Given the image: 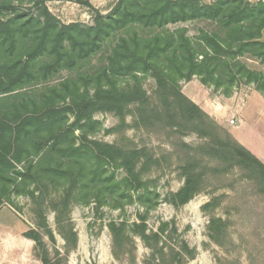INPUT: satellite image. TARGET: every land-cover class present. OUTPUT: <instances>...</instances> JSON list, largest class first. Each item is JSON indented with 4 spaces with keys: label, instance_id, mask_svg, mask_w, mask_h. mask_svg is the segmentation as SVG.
<instances>
[{
    "label": "trees",
    "instance_id": "1",
    "mask_svg": "<svg viewBox=\"0 0 264 264\" xmlns=\"http://www.w3.org/2000/svg\"><path fill=\"white\" fill-rule=\"evenodd\" d=\"M50 1L0 0V207L5 195L24 194L33 185L26 195L39 208L49 201L66 242V258L56 248L52 255L45 242L46 236L56 245L44 210L38 211L35 228L22 236L34 242L42 264H69L68 256L79 242L71 218L74 203L96 202L97 209L121 211L138 204L146 214L139 215L138 222L108 224L115 260L138 264V237L150 250L143 264H189L197 250L181 237L174 220L161 221L156 231L147 223V214L161 197L144 176L160 166V159L147 147L128 145L124 136L113 144L90 139L89 134L101 128L93 116L114 113L120 126L111 132L124 131L128 108L136 104V125L147 131L170 130L179 140L186 132L198 134L207 140L199 147L202 155L246 172L264 197V163L180 85L196 76L207 88H224L227 98L237 82L254 85L264 95V73L243 61L264 64V1L118 0L105 16L89 0H60L96 13L94 26L63 24L49 10ZM29 5L36 15L22 7ZM183 23L204 27L195 36L186 27L170 30ZM63 72L68 76L47 85ZM148 76L156 83L154 97L143 88ZM194 161L197 157H190L184 169L183 187L165 199L176 210L204 188L206 174ZM120 168L124 177L117 180L112 170ZM49 186L56 190L52 197ZM207 230L211 241L221 245L227 224L212 217Z\"/></svg>",
    "mask_w": 264,
    "mask_h": 264
},
{
    "label": "rangeland",
    "instance_id": "2",
    "mask_svg": "<svg viewBox=\"0 0 264 264\" xmlns=\"http://www.w3.org/2000/svg\"><path fill=\"white\" fill-rule=\"evenodd\" d=\"M92 6L102 15H109L118 0H89ZM210 4L216 0H202ZM250 3H257L264 0H245ZM51 13L63 24L82 23L94 26L96 13L88 7L71 1L54 0L47 3ZM36 15V10L29 6ZM8 15V14H7ZM177 27H186L190 36H195L204 25L199 23H183L170 27L174 30ZM264 40V38L262 39ZM243 61L255 70L264 73V64L259 60L244 58ZM96 61H93L95 64ZM86 67L84 71H87ZM68 73L63 72L56 80H51L47 85L56 84L60 78L67 77ZM199 80L193 77L190 82L184 80L180 83L182 92L188 93L195 89L194 82ZM59 83V82H58ZM190 83L189 86H187ZM187 86V88H186ZM199 86V85H198ZM41 86L39 87V89ZM143 88L150 97L155 96V80L148 76L143 81ZM209 88V87H208ZM254 85H247L244 82H237L232 87L233 93L251 91ZM203 90V88H200ZM211 95L227 98L222 95L224 88L216 90L209 88ZM187 95V94H185ZM126 114V126L124 131L111 132L120 126L119 118L110 112L95 113L93 118L101 124L100 130L89 134L90 139H96L113 144L116 141L126 139L128 145L147 147L156 158L160 159V166L152 168L144 178L150 184L152 190L157 191L161 202L156 209L147 214V223L151 230L156 231L161 221H175L181 237L188 242L190 247L197 250V256L189 264H264V197L259 195L253 181L243 170L234 167L231 163H224L218 158L202 155L199 147L207 140L193 132L182 134L181 140L170 130L164 132L147 131L135 124L136 104H131ZM71 121L74 118L70 116ZM238 125V122H237ZM237 125L226 123L223 130L227 131L233 139ZM76 135H80L76 131ZM187 145L189 148H186ZM252 149V148H251ZM256 152L257 149H254ZM196 156L200 171L206 175L204 188L188 204L176 210L166 202V197L171 192H177L184 184V169L190 157ZM210 167L216 171H210ZM117 180L124 177V171L114 169ZM34 186H27L24 194L10 193L3 197L0 207V220L5 230H0V264H42L38 259L34 242L23 238L19 231H13L17 225L23 229L35 228L40 210H44L47 216L49 227L54 232L56 245L52 244L45 236L51 254H55V248L64 256L66 242L60 233L59 226L55 220V213L49 208V201L45 205L33 202L26 193ZM49 193L52 197L55 187L49 186ZM216 201V202H215ZM213 205L205 210L206 204ZM49 206V207H48ZM139 215H146L145 209L138 204L127 206L124 211L100 207L97 203L90 205L74 203L72 206L71 218L75 231L79 236L78 247L68 256L69 264H125L124 262H112L110 260L109 245H112V236L108 229L111 221L126 222L128 225L138 222ZM212 217L221 218L227 224V230L221 236V245L215 244L209 238L207 227ZM18 221V222H17ZM16 223V224H15ZM13 229V230H11ZM10 230V231H9ZM23 233V232H22ZM176 240V238H175ZM137 245V263L143 264L144 259L150 254V250L144 246L142 241L135 237ZM175 244V241L171 242ZM24 257V258H22ZM65 257V256H64ZM66 258V257H65ZM115 259V258H114Z\"/></svg>",
    "mask_w": 264,
    "mask_h": 264
},
{
    "label": "crops",
    "instance_id": "3",
    "mask_svg": "<svg viewBox=\"0 0 264 264\" xmlns=\"http://www.w3.org/2000/svg\"><path fill=\"white\" fill-rule=\"evenodd\" d=\"M194 84H196V88L190 89L188 93L185 91L186 96L223 128L226 127L227 122L235 119L238 122V125L234 127L235 140L264 163V95L254 88L250 89L251 91L233 93V96L229 98H220L211 95L210 89L202 85L199 80H196ZM254 149H257L258 152ZM5 226L0 220V230H5L3 228ZM13 229L11 230H17L21 234L28 230V228L23 229L20 225ZM109 249L110 260L114 263L117 262L112 255L111 242Z\"/></svg>",
    "mask_w": 264,
    "mask_h": 264
},
{
    "label": "built area",
    "instance_id": "4",
    "mask_svg": "<svg viewBox=\"0 0 264 264\" xmlns=\"http://www.w3.org/2000/svg\"><path fill=\"white\" fill-rule=\"evenodd\" d=\"M230 124L235 126V125H237V121H236L235 119H232V120L230 121Z\"/></svg>",
    "mask_w": 264,
    "mask_h": 264
}]
</instances>
